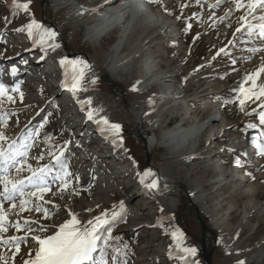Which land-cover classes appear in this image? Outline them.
<instances>
[{"label":"rangeland","instance_id":"1","mask_svg":"<svg viewBox=\"0 0 264 264\" xmlns=\"http://www.w3.org/2000/svg\"><path fill=\"white\" fill-rule=\"evenodd\" d=\"M10 1L0 0V85L7 89V95L12 96L15 103L8 102L6 97L3 98L0 115L8 113V116L7 126H0V131L5 133L8 143L16 140L17 144L29 145L26 149L28 163L33 168L44 165L52 168L47 180L50 192L45 195V200H51L57 207L52 208L51 219H41V223L50 227L48 233L40 234H52L58 225L70 219L69 211L77 214L82 223L102 213H106L110 220L113 213H118V219L111 225L112 235L118 237L112 242L113 247L120 248L122 252L117 264H120V259L126 264H176V259L164 257L165 251L170 250L175 241L171 232L173 228L180 230L181 239L184 241L188 239L192 247L197 249L191 237L179 229L176 223L184 216L183 208L186 204L184 193L179 194L173 207L164 206L159 195L154 197L150 193L133 194L136 192L135 187L142 185L141 176L146 171L153 173V169L145 165L142 145L134 140L132 134L133 110L137 112L143 110L147 107L145 102L169 86V91L175 90L178 98L172 101L173 103L169 101L167 106L170 107L174 103L175 106L167 111L164 112L167 106L162 103L151 112V117L159 124L157 134L174 125L184 124L186 127L199 120L200 123L212 119L214 116L217 121L211 124V129H207L198 140L196 139L194 143L196 151L191 157L184 159L181 151L178 157L173 159L166 150L151 149L149 153L151 161L155 166L161 167L164 174L167 173L166 176L186 183L190 189L197 188L204 197L211 195L212 199L208 205L218 208L219 217L228 223L223 233L227 242L216 244L213 264H240L241 261L243 264H264V155H260L257 149L258 144L264 143V125L259 122V113L264 111V108L260 106L261 101H255L248 102L241 111L236 100L237 90L245 76L255 72L259 64L264 62L262 60L264 52L251 50L252 47L264 45V39L259 36V29L254 27L261 21L249 20L250 26L245 27L244 22L239 20L243 11L235 10L232 0H222L214 8L209 5H215L216 0H142L145 10L149 12L158 10L160 13L155 28L158 34L149 44L148 50L134 58L135 72L121 75L122 81L116 88H112L101 78L106 74L102 57L114 42L115 31L104 38L99 46L92 48L83 42L84 26L77 24L81 17L72 16L69 7L53 11V8L46 4L43 8L44 18L47 20L50 18L53 24L60 28L62 36L73 52L84 53L90 60L88 62L83 57L76 56L79 62H83L80 63L81 71L79 69L80 73L77 75L80 85L76 89L83 106L77 109L69 107L67 110L63 108L64 104L75 102L78 97L73 95L69 98L62 92L59 98L52 100L57 91L50 89V86L53 84L58 86L62 80L61 76L41 79L44 72H47L45 74L47 76L49 70L59 67L57 63L52 61L48 63L45 60L49 52L48 44L38 46L40 36L36 32L30 35L27 30H17L25 28L29 18L43 23L40 0H18L29 3L27 16L13 10ZM75 1L81 5L92 6L102 0ZM163 16L174 28L169 30L168 34H164L161 29L165 21ZM221 17L223 19H220ZM65 19H69L73 26L64 28ZM189 24L191 28L187 27ZM249 32L252 34L249 35ZM20 45L28 46L33 51L32 56L16 65V75L6 78L8 76L6 55L21 50ZM39 47H42L41 52H34ZM221 48L225 51L217 55ZM126 54L127 58L130 53ZM152 59H155V63L158 61L157 65H161L160 69L154 66L157 76L146 75L145 82L141 84L136 73L140 71L142 64L150 65L154 69L151 65ZM40 60L44 62L36 66L35 70L33 62ZM168 75L174 76L169 84L163 85L160 82L150 84L160 76ZM30 81H33V85L28 84ZM133 86L136 87V91L132 90ZM119 87L124 91L125 102L117 94ZM14 88H18L19 91L13 92ZM62 88L61 86L60 89ZM37 90L40 91V95H37ZM103 101H109L115 106V112L105 118L108 125L101 121L96 128L98 133L94 135V139L96 138L94 141L86 142L93 136L83 138V141L74 139L75 133L72 128L75 125L79 124L77 129L83 128L81 131L83 137L85 131L93 129L91 124L83 122L88 119L84 115L85 110H95ZM26 103L32 105L26 106ZM75 110H78L80 115H77L74 121H67L65 129L62 128L60 125L64 116H67V112ZM112 115L117 117L113 118ZM112 124L120 125L118 133L121 138L115 142H108L103 134L111 129ZM215 132L219 135L217 138H208ZM103 145L112 148L109 151L110 158L106 159L108 162H104L101 152L93 158ZM253 146L254 152L250 155L248 150H252ZM41 156L43 159H33ZM56 156L61 157L62 162L68 166L67 170L72 173V187L51 195L60 183L59 180L52 179L61 171L55 164ZM121 167L124 172L121 175L116 174ZM222 173L228 176L226 180L219 182ZM29 174L25 171L21 175ZM76 176L79 177V181H76ZM153 178L154 175L145 177V183ZM236 178H241V181L247 183H240ZM225 183H227L225 188L219 187ZM107 191L111 194L100 196L101 192ZM45 207L51 208V205ZM254 207L257 209L259 207L260 211L253 210ZM247 215L250 222L240 225V221L243 218L246 220ZM41 216L42 214L35 212L22 213V217L28 219H40ZM10 219L15 220L17 217L13 214ZM181 225L194 235L200 233L198 224L190 216H187ZM3 235L20 236L24 233L9 228ZM36 247L37 245L29 238L26 244H21L19 253L13 258L15 249L0 245V256L3 257L0 264H4V261L16 264V260L24 256V259H27L29 249L34 254ZM108 251V260L111 264L113 253L110 249ZM94 256L98 257L99 251ZM192 259L199 264L197 255Z\"/></svg>","mask_w":264,"mask_h":264},{"label":"bare ground","instance_id":"2","mask_svg":"<svg viewBox=\"0 0 264 264\" xmlns=\"http://www.w3.org/2000/svg\"><path fill=\"white\" fill-rule=\"evenodd\" d=\"M5 1H10V0H5ZM18 2L23 3L20 1H18ZM47 5L51 6L53 8V11H57V10H61V9L66 8V7H69L72 10V13H71L72 16L77 15V16H79V18L81 17L80 22H77V21L76 22L78 25L81 24L84 26L83 42L92 48L99 46L100 42L104 38H107L111 32L115 31V40L108 47L107 51H105V56H103L104 58L102 57V61L105 65L106 76L108 77V81L113 82L116 86L120 83V81H122L121 75H125L127 73L135 72V69L133 68V63L135 60L134 58H137L138 55L140 56L142 53L147 51L149 48L148 47L149 44H151L155 40V37L158 34V33H156L157 29H155V28L157 26V20L156 19L159 17L160 13L158 10H155V11L153 10L150 12L145 10V8L143 7V4L141 3V0H102V1H100L99 4L92 5V6H85V5L78 4L75 0H54L52 2L47 1ZM10 6L13 10L19 12V14L21 13L23 16H27V14L29 12V11L23 12V11L13 7L11 4V1H10ZM258 15H260L259 12L257 13V16ZM33 19L34 18H29L26 25L28 23H30ZM163 19L165 21H164L163 27L161 29L163 30L164 34H168L170 32L169 30H171L173 28V26L169 20L166 22V20H167L166 17H164ZM72 20H74V19H72ZM249 20L250 21L252 20L251 17L249 18ZM35 21L41 26L40 29H33V31H32V32L38 33V35L40 36V40L38 41L37 45L40 46V45L48 44V47H49L48 48L49 49L48 57L45 60L48 63L52 61V62L57 63L59 65L58 68L56 67V69H52V70L48 71L47 76L45 75L47 72L46 73L44 72V76L41 79L45 80V79H48L51 77H58L59 75L62 78L61 83L58 86H57V84H55V85L53 84L50 86V89L57 91V93L55 94V96L52 100H56L57 98H59L61 96L62 92H65L69 98L70 97L72 98L73 95H76L78 97V91L76 89L80 85V83H78L77 75H78L79 69L81 67V64L80 63H76V64L71 63L73 61L79 62V60L77 59L78 57H73V58L67 57L66 50L63 47V43H66V45H67L68 42L62 36L63 34L57 25L53 24V27H51V26L46 25L44 23L41 24L36 19H35ZM49 21H51L50 18H49ZM69 26H71V27L73 26L71 21H69V19H65V21L63 23V27L66 28ZM45 29L54 31L56 33V37L54 40L48 39L47 37H45L43 35ZM42 38H43V42H42ZM164 42L165 41H163V43ZM15 44H14V46H15ZM52 44H58L59 47L53 49L52 47H50V45H52ZM20 46H21V50L16 51L14 53L11 52V53L7 54L6 55L7 58L5 59V62L8 65L7 67H10L11 70L15 69V72L17 71L16 65L18 63H21L22 60L25 58L29 59L32 56V52H33L29 49L28 46H25V47L22 45H20ZM16 47H18V46H16ZM67 47H68V45H67ZM41 48L42 47H39V49L35 48L37 51L34 50V52L40 53ZM251 49H256L255 51L263 53L264 52V45L252 47ZM126 53H130L127 58H126V55H127ZM61 60H66L69 63L61 64ZM154 60L155 59H152L151 65H153V67L157 66V69L158 68L160 69L161 65H159V64L157 65L156 63L158 61L155 63ZM262 60L264 61V55L262 57ZM86 61L90 62L89 57L87 58ZM43 62L44 61H41V60L40 61H34L33 65L35 67V70H36V66H38L39 64H43ZM138 65H139V63H138ZM262 65H264V62H261L259 64L258 68H260ZM155 68L156 67H154V69H152V67L150 65L142 64L140 66V71H138L136 73L138 82L142 84L146 80V75L156 74ZM80 71H81V69H80ZM59 72H60V74H59ZM8 74H9V71H8ZM128 76H130V75H128ZM156 76H157V74H156ZM171 78H174V76L173 75L160 76V78L158 80L156 79L155 81L150 82V84L158 83V82H160L163 85H164V83L169 84V81ZM130 79L132 80V78H130ZM150 79H152V78L150 77ZM259 82L264 83V73L261 74ZM28 84L33 85V81H30ZM73 85H75V87H73ZM61 86L63 87L62 89H60ZM169 90H170L169 86H167V88L165 90L154 95L150 100L145 102L147 107H145L143 110H140V111L138 110V112L133 110V114H132L133 115V129L132 130L134 133L138 132L141 135V137L144 139V141L146 143L147 150L149 153L151 152V149L166 150L168 152V155H170V157L174 159V158H177L178 153L182 151L183 152L182 156L184 157V159H187V158L191 157L193 155V153L196 151L195 150L196 146L194 144L196 139L198 140V138L207 129H209L211 127V124L213 122L217 121V118L214 116L212 119H206L205 121H202L200 123H199V121H200L199 120V121L194 122V123H192L186 127L183 126L184 124L183 125L182 124L174 125L171 128H168L166 130L165 129L161 130L157 134L156 129L159 126V124H158V121H156V119L151 117V112L158 107V104L165 103L167 106V104L169 105V101L174 102L175 99L178 98L177 94L175 93V90H172V91H169ZM37 91H38L37 95H40V91L39 90H37ZM26 104H27L26 106L32 105V103H30V104L26 103ZM69 104L66 102L64 104L63 108L67 109V110L69 109V107L70 108L73 107V108L77 109L78 107L83 106V101H82V99H80L78 97L77 101H75V102L70 101ZM174 106H175V103L173 105H171L170 107H174ZM170 107L167 106L165 108L164 112L167 111ZM89 112L93 113L92 119L88 118ZM112 112H115V106L112 103H110L109 101H103L100 104H98L97 109H95V110L86 109L85 110L84 115L88 119L86 121L83 120V122H88L89 124H91L92 128L96 129L100 125L101 121L103 119L107 118V115L112 113ZM67 113H68V114H66L67 116H64V118L61 122V125H60L64 129H65V124L67 123V121H74V119L77 118V115L78 116L80 115V114H78L79 113L78 110L69 111ZM156 116H157V114H156ZM112 117L116 118L117 116L112 115ZM176 118H178V117H176ZM78 126H79V124L75 125L74 128H72V130L75 133L74 139L75 138L77 140L82 139V141H83V138H86L88 136H91V137L93 136L92 133L90 134L89 132L85 131L84 132L85 136L83 137L81 134V131L83 130V128L77 129ZM82 126H83V124H82ZM211 134H212V132H211ZM103 135L105 136V138L107 139L106 141H108V142H115L121 138V135L119 133L115 132L113 129L112 130L109 129V131H106ZM218 136L219 135L217 134V132H215V134L210 135L208 138H217ZM95 139L91 138L90 140L94 141ZM134 140L137 143L141 144L140 138L135 137ZM110 150H112L111 147H104V145H103L96 151V153L93 155V158H95V156L101 152V153H103L104 162H108L107 160L111 156L109 154ZM250 150L251 149L248 150L249 154H250ZM166 151H164V152H166ZM183 157H182V159H183ZM166 158H168V157H166ZM112 165H114V164H112ZM151 167L153 169V174H154L153 179H155L157 181V187L155 189L150 190V189L145 188L144 185H140L137 188L135 187L136 192H133V194L140 195V194H145V193L149 194L150 193L154 197L159 195L160 201L162 202V204L164 206L173 207V206H175V203L177 201V197L179 196V194L184 193L188 202H187V205L185 207L184 216H182L176 223L181 225L182 222L185 221V218L187 216L193 217L195 215L194 210L196 209L198 211V214L201 216L202 221L206 225L208 231L215 236L216 243L217 244L226 243L227 238L225 237L226 235H224L223 233L225 231V228H227L228 223L224 222L219 217L218 208H214V207H211L208 205L209 201L212 199L211 195L204 197L201 195V193H200L201 191L198 190L197 188L190 189V188H188V185L186 183L181 182V181H177L173 177L170 178V177L166 176L167 173L164 174L163 169H161V167L155 166L153 164V161H151ZM123 172H124V169L121 167L116 174L121 175V173H123ZM227 176H228L227 174L222 173L221 174L222 179H220L219 182H223L224 180H226ZM187 178H188V175H187ZM236 179H237L236 181H239L240 183H244V182L247 183V181H243V180L241 181V178H236ZM152 180L150 182H146V184H150L152 182ZM208 186H209V184L206 187H208ZM226 186H227V183L221 184L219 187H222V189H223V187L225 188ZM245 186H247V185L245 184ZM129 188L132 189L133 187L129 186ZM236 188H237V185H236ZM239 189H241V187H239ZM106 194L110 195L111 192H109V191L101 192L100 196L101 197L106 196ZM249 208L250 207H248V209ZM255 209H257V208L254 207L253 210H255ZM256 211L259 212L260 208L258 207V209ZM185 215H186V217H185ZM244 222L245 223L250 222L249 215H247L246 220L243 218L242 221H240V225H244ZM171 232L172 233L175 232L178 235L175 238V241L173 242V245L170 248V250L168 249L165 251L164 257L166 259H168V258L169 259H176L177 260L176 264H185V260L181 259L182 256H185V253H183L181 251V249L184 247H192V245L189 243L188 239L186 241L181 239L182 237L180 236V234H181L180 230L173 228L171 230ZM196 237L199 238V235L197 234ZM207 240L210 242V240L208 238H207ZM196 255H197V252H196ZM24 258H25V256L22 258H18L16 260L17 261L16 264H23V262L25 260ZM187 259L190 261L193 260L192 257H187Z\"/></svg>","mask_w":264,"mask_h":264},{"label":"snow or ice","instance_id":"3","mask_svg":"<svg viewBox=\"0 0 264 264\" xmlns=\"http://www.w3.org/2000/svg\"><path fill=\"white\" fill-rule=\"evenodd\" d=\"M222 0H216L215 5L218 6ZM13 7L28 12L29 3H19L18 0H11ZM234 9L243 11V15L239 17L240 21L244 22L245 27L250 26L249 18L252 20H259L261 23L254 25L259 29V36L264 39V0H232ZM186 5H182L184 7ZM260 15L257 16V13ZM220 19H223L221 17ZM191 28L189 24L187 26ZM41 26L33 19L28 23L25 28L17 29L18 31L27 30L31 35L33 29H40ZM240 31V29H237ZM252 33L249 32V35ZM43 35L48 39L54 40L56 33L51 30H44ZM43 42V38H42ZM53 49L59 47L58 44L50 45ZM255 51L256 49H251ZM225 49L221 48L217 55L223 53ZM69 63L66 60H61V64ZM73 64L83 62H71ZM86 66V65H85ZM15 73V69H13ZM264 73V65L258 68L255 72L249 73L241 82L238 90L236 100L240 110L243 111L248 102L261 101V108H264V83H260L261 74ZM83 73L81 72V75ZM94 83V81H93ZM250 85V86H245ZM75 87V85H73ZM133 91L136 87L133 86ZM13 92H18V88L12 89ZM22 96V93H21ZM6 97L8 102L15 103L12 96L7 95V89L0 85V104L3 98ZM90 103V102H89ZM255 111V110H254ZM8 113L0 115V126H7ZM93 113H88V118L92 119ZM259 122L264 125V111L259 113ZM103 123L108 125L107 119H103ZM110 128L115 132L120 131V125L112 124ZM50 139V137L48 138ZM8 138L3 131H0V245H5L9 249L14 248L13 258L20 251L22 243L26 244L30 238L31 241L37 245L35 252L29 249L28 258L24 260L23 264H109L108 256L109 249L113 253L111 255V264H117L118 258L122 257L121 249L113 247L112 242L117 240L118 237L112 235L111 225L118 219L119 214L113 213L111 219L107 218L106 213L94 217L92 220L82 223L77 214L68 212L70 219L65 220L62 224L56 227L52 234L41 235L40 233H48L49 225L41 223L42 220L51 219L53 216L52 208L57 206L52 204L51 200H45V195L49 194L50 189L47 183L52 168L49 165L43 167L33 168L28 163L29 147L26 143L17 144L16 140L7 142ZM258 153L264 155V143L257 145ZM33 159H43V157H33ZM55 164L59 166L60 172L52 177L53 180H59V186L51 195H56L62 191H67L72 187V173L67 170V164L62 162L60 156L55 157ZM25 171L30 174L22 176ZM154 175L150 171H146L141 176V184L147 189H155L157 181L152 180L150 184L145 183V177ZM79 181V177H75ZM76 194H79L76 192ZM5 202L7 207H5ZM51 205V208L45 207ZM122 208L123 205L121 204ZM89 211H91L89 209ZM35 212L42 214L40 219H28L22 217V213ZM15 215L17 219L11 220L10 216ZM9 228H14L17 232H23L24 235L7 236ZM173 237H177V233H172ZM182 236V234H180ZM179 246V245H178ZM99 251V256H94ZM185 256L181 259L185 260V264H198L197 261L188 260L187 257H194L196 249L194 247H184L181 249ZM0 260L3 257L0 256ZM4 264H8L4 261ZM120 264H126L120 259ZM240 264H243L241 261Z\"/></svg>","mask_w":264,"mask_h":264},{"label":"water","instance_id":"4","mask_svg":"<svg viewBox=\"0 0 264 264\" xmlns=\"http://www.w3.org/2000/svg\"><path fill=\"white\" fill-rule=\"evenodd\" d=\"M47 4V0H40V8L42 10L41 13V19L42 22L46 25H49L51 27H53V23L47 19L44 18V14H43V8L45 7V5ZM63 47L66 50V54L68 58H73L76 56H80L83 57L85 60H87V57L84 53H75L73 52L72 49L68 48L66 43H63ZM101 78H103L104 80H106L108 82V84H110V86L112 88H116L117 86L113 83L108 81V77L105 75H103ZM118 96H120V98L122 99L123 102H125V97H124V91L121 87H119V91L117 92ZM132 134L134 137L136 138H140L141 140V145L142 148L144 150V154H145V165L147 167H151V159H150V154L147 150L146 147V143L144 141V139L141 137V135L138 132H133L132 130ZM188 200L186 199V204L184 205V211L185 212V207L187 205ZM195 215L192 217L195 222L198 224L199 228H200V233L199 238L196 237V235H194L192 232H190L189 230L185 229L182 225L178 224V227L183 230V232L188 235L189 237H191V239L194 241L195 245L197 246L196 252H197V256H198V260H199V264H213L212 263V258H213V252L215 250L216 247V238L213 234H211L206 225L204 224V222L201 219V216L198 214V211L195 209L194 210ZM178 221V220H177ZM176 221V222H177ZM207 238L210 240V242L207 240Z\"/></svg>","mask_w":264,"mask_h":264},{"label":"trees","instance_id":"5","mask_svg":"<svg viewBox=\"0 0 264 264\" xmlns=\"http://www.w3.org/2000/svg\"><path fill=\"white\" fill-rule=\"evenodd\" d=\"M110 88V87H109ZM122 215V214H121ZM122 218V217H121ZM119 222H120V220H119Z\"/></svg>","mask_w":264,"mask_h":264}]
</instances>
